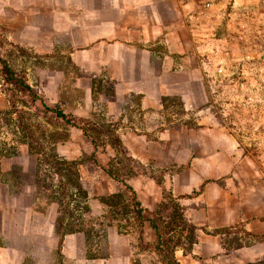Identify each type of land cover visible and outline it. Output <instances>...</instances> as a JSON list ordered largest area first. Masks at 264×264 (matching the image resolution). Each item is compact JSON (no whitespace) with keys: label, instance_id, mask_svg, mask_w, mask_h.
<instances>
[{"label":"crops","instance_id":"1","mask_svg":"<svg viewBox=\"0 0 264 264\" xmlns=\"http://www.w3.org/2000/svg\"><path fill=\"white\" fill-rule=\"evenodd\" d=\"M0 34L10 46L63 65L50 77L69 79L64 115L112 123L135 166L125 182L144 216L150 208L140 196L157 188L156 176L158 190L199 227L190 245L181 235L171 249L176 264L264 259V190L255 171L241 167L247 161L237 138L210 113L207 84L217 65L239 67L253 48L263 54L264 0H0ZM72 94L79 99L70 106ZM16 159L27 182L16 192L0 183V264H138L135 241L154 237L147 223L139 233L94 223L60 228L59 209L35 189L37 156ZM113 194L115 187L100 196ZM101 197L102 213L125 222ZM128 219L139 225L133 214ZM236 228L238 236L227 240L225 230Z\"/></svg>","mask_w":264,"mask_h":264},{"label":"rangeland","instance_id":"2","mask_svg":"<svg viewBox=\"0 0 264 264\" xmlns=\"http://www.w3.org/2000/svg\"><path fill=\"white\" fill-rule=\"evenodd\" d=\"M252 58H258V60L262 58L263 64L255 66ZM0 59L6 61L14 71L23 76L27 84L40 94L47 106L56 107L59 110L63 109L61 105L63 104V94H65L64 85L69 82V79L50 77L53 68L55 66L62 68V64L44 62L43 59L39 60L26 49L10 46L5 36L1 34ZM237 67V65L231 67L217 65L216 70L210 73L211 77L207 80L210 92V113L223 123L229 133L237 138L239 148L242 151L241 159L247 161V164L241 163V167L245 168L246 166L250 169V173L251 170H254L257 176V188L264 190V48L263 54L259 53V49L256 52L253 48L248 52L245 61ZM237 72L240 73L237 74ZM55 84L58 85L57 90L60 93L56 92ZM69 97L71 102L67 103L70 106L79 99V96L73 94ZM93 101L98 102V100ZM74 105L77 106L80 103H74ZM15 106V111L9 108L0 84V183L5 184L7 181L9 186L13 187V192H16L27 182L26 177L18 170L17 162L19 159L14 163L10 160L12 157H16L25 146H30L33 153L36 150L44 153L42 159L50 162L54 160L53 156L68 162L77 161L80 183L82 190L86 193V198L82 193L74 190L66 179L65 181L62 179V184H59L57 176H54L47 166H42L44 171H42L41 180L38 182L39 188L34 182L41 201L50 203L59 200L62 206L59 207L56 203L54 205L60 211L59 218L62 217L63 223L66 224L74 223L79 226L81 223L87 225L88 228L94 223L99 230L105 229V231L113 225L118 226L122 232L127 230V232L139 233V227H137L139 225L137 222L135 224L128 219L129 214L116 213V219L119 216V219H123L125 222L113 223L111 218L114 214L109 211L103 214L100 209L101 205H97V198L101 197L102 189L111 191L115 187V193L121 192L126 200L130 199L131 196L122 186L123 184L117 185L105 174V170H111L118 178H122V174L129 175L128 170L132 171L131 167L134 168L135 166L128 160L125 154L126 150L124 149L125 152L122 153L114 148L108 140H104L108 137L107 134H100L99 137L102 139L97 141V151H94L91 146L86 145L82 131L73 125H67L52 113L44 112L31 105H25L21 101H17ZM66 115L68 118H76V122L79 121L78 119H83L73 116L74 114L66 113ZM84 120L93 124L99 123L100 126H104L113 132L112 123L105 122L106 119L102 120L94 116L93 119ZM82 152L87 154V158L84 160L82 159ZM92 155L97 163L91 160ZM13 164L14 166H12ZM10 166L12 169L9 171ZM153 177H155L157 188L152 193H144L140 196L141 201L150 208L147 209L148 213L145 216H149L150 212H157L158 204L163 202L162 198L169 197L163 189L158 190V187H161L159 178ZM49 183L52 185V191H54L52 193L50 189H46ZM124 198L123 200H125ZM69 199L74 200L68 209L70 215L63 207V203L67 204ZM75 205L76 207H74ZM167 213L170 214V210ZM101 214H103L102 218L96 220L95 218ZM189 225L192 224L189 223ZM194 227L196 230L199 229L197 226ZM240 230L239 228L225 230L224 233L230 235L227 240L232 241ZM145 231L149 232V227ZM183 231L178 230L169 236L175 239L176 236L179 238L181 235H187V230ZM140 232H144V230H140ZM234 232L236 233L234 234ZM151 234L154 236L152 231ZM138 238L139 240L134 243L142 255L141 257L135 256L138 264H158L159 257L156 258L153 255L154 252L156 253L154 237H152L150 244L143 243L142 237L141 239ZM169 253L171 254L170 251ZM261 262L264 264V259L255 264H261Z\"/></svg>","mask_w":264,"mask_h":264},{"label":"trees","instance_id":"3","mask_svg":"<svg viewBox=\"0 0 264 264\" xmlns=\"http://www.w3.org/2000/svg\"><path fill=\"white\" fill-rule=\"evenodd\" d=\"M0 84L1 91L5 95L9 108L11 110L15 111V105L17 101H21L25 105H31L32 107L34 106L35 108H38L44 112L52 113L53 115H55L56 118L63 120L67 125H73L74 127L78 128L80 131L83 132L86 145L91 146L94 151H97V141L99 139H102L99 137L100 134H107L108 137L104 140H108L114 148H117L122 153L123 151L125 152L121 141L115 135L113 127L112 129L114 133L105 128L104 126L93 124L84 119H78L79 121L76 122V118H68L67 115H64L63 112L58 108L47 106L40 94H38L32 87L27 84L26 79L23 76L19 75L16 71H14L10 67V65L2 59H0ZM41 150L43 152V148ZM21 154L37 155V170L35 175V184H37V187L38 182L41 180L40 176L42 174V171H44V169L41 167L47 166L50 172L54 174V176H57L59 184H62V179H64V181L66 179L68 184H70L74 188V190L82 193V195H84L86 198V193L82 190V186L80 183V177L77 169V161L68 162L65 160L57 159L53 156L54 160L50 162L46 159H42V156L45 154L40 153L39 150H36V152L33 153L30 146L23 147L21 149V152H18L16 157L18 158L19 156H21ZM86 155V152H82L83 160L87 158ZM39 156L41 157L38 158ZM91 160L94 161V163H97L93 155L91 157ZM105 174L110 179L119 182V184L121 185L123 184L122 186L125 188V190H127V192H129L131 197L129 200H126L121 194V192H118L108 197H101L99 198V201L109 210L114 211L115 214H133L139 220V227H141L144 222L147 223L154 234V239L156 242L154 250L156 251V255L161 259L162 264H176L171 258V254L169 253V251L172 252L171 249L177 243L179 244L181 239L180 237L174 239V237L169 235H172V233L178 230L181 232H184L183 230H187V235L184 236L183 240L185 244L190 245L193 241L194 231L196 230L195 227L189 225L187 220L184 218L179 206L175 204L172 198L166 197L164 198L163 202L158 204L157 212H150L149 215L151 217L149 219L145 218L144 213L146 212V210L137 202L135 194L131 190V188L128 187L127 184H125L128 175L122 174V178H118L116 174L113 173L111 170H105ZM50 183L46 186V189H50L52 193L54 191H52V185ZM123 198L125 200H123ZM73 201V199H69L68 203L65 204L64 200H62V202H64L63 207H65V211L68 212L69 215L70 213L68 209H70L69 207L73 203ZM53 203H56L59 207L62 206V203L59 200L54 201ZM74 207H76V205ZM168 210H171L170 214L167 213ZM73 211L75 212L74 208ZM62 223L63 219L61 217L59 218L60 228L62 227ZM70 226H72L71 230H73V226H75V224L70 223Z\"/></svg>","mask_w":264,"mask_h":264}]
</instances>
